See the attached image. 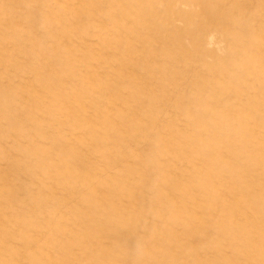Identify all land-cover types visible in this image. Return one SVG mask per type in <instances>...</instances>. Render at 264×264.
Returning a JSON list of instances; mask_svg holds the SVG:
<instances>
[{"label":"rangeland","instance_id":"obj_1","mask_svg":"<svg viewBox=\"0 0 264 264\" xmlns=\"http://www.w3.org/2000/svg\"><path fill=\"white\" fill-rule=\"evenodd\" d=\"M0 264H264V0H0Z\"/></svg>","mask_w":264,"mask_h":264}]
</instances>
